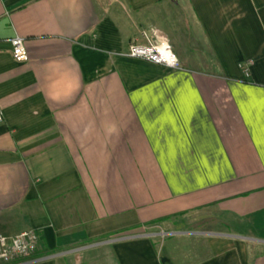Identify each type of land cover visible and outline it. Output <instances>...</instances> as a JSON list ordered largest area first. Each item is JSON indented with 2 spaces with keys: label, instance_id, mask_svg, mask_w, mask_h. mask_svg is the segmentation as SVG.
<instances>
[{
  "label": "crops",
  "instance_id": "1",
  "mask_svg": "<svg viewBox=\"0 0 264 264\" xmlns=\"http://www.w3.org/2000/svg\"><path fill=\"white\" fill-rule=\"evenodd\" d=\"M0 108L17 264H264V0H0Z\"/></svg>",
  "mask_w": 264,
  "mask_h": 264
},
{
  "label": "built area",
  "instance_id": "2",
  "mask_svg": "<svg viewBox=\"0 0 264 264\" xmlns=\"http://www.w3.org/2000/svg\"><path fill=\"white\" fill-rule=\"evenodd\" d=\"M11 52L18 62L27 60V54L23 45V39L15 36L10 39ZM126 55L141 58L150 62L164 65L169 68H179V62L171 47L165 40H155L150 44L142 45L131 43ZM244 75H248V66H240ZM3 113L0 108V122ZM37 246V234L32 230L21 231L17 234L6 236L0 234V262L2 264H17L21 259L32 257Z\"/></svg>",
  "mask_w": 264,
  "mask_h": 264
},
{
  "label": "rangeland",
  "instance_id": "3",
  "mask_svg": "<svg viewBox=\"0 0 264 264\" xmlns=\"http://www.w3.org/2000/svg\"><path fill=\"white\" fill-rule=\"evenodd\" d=\"M170 224H171V223H170ZM170 224L167 223L166 225H164V228L161 229V230L166 231V230H168V229H171L172 226H171ZM173 226H174V225H173ZM175 226H177V227H181V226H183V225L177 224V225H175ZM175 226H174L173 228H177V227H175ZM149 230H152V231H154V230L160 231V228H159V227L152 226V227L149 228Z\"/></svg>",
  "mask_w": 264,
  "mask_h": 264
}]
</instances>
